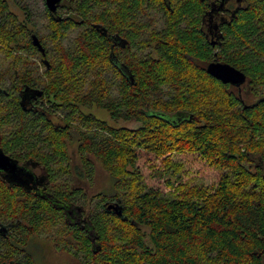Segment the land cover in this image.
<instances>
[{
    "label": "trees",
    "instance_id": "1",
    "mask_svg": "<svg viewBox=\"0 0 264 264\" xmlns=\"http://www.w3.org/2000/svg\"><path fill=\"white\" fill-rule=\"evenodd\" d=\"M13 1L23 19L0 0L1 147L45 180L28 189L0 173V264H36L30 242L44 234L81 264H264V0H63L55 14ZM215 60L248 82L211 76ZM147 136L161 147L146 148L177 141L221 159L255 189H135ZM96 162L111 187L89 197L76 181L92 184Z\"/></svg>",
    "mask_w": 264,
    "mask_h": 264
},
{
    "label": "rangeland",
    "instance_id": "2",
    "mask_svg": "<svg viewBox=\"0 0 264 264\" xmlns=\"http://www.w3.org/2000/svg\"><path fill=\"white\" fill-rule=\"evenodd\" d=\"M32 2L35 4L37 0H32ZM10 9L20 19L24 18L23 11L13 0H10ZM40 23L41 26L42 24L45 26L47 22L42 18ZM51 46L53 48V45ZM247 89V86L242 89L245 97L249 92ZM252 99L254 100L255 97H252ZM93 112L99 118L115 126L134 128L138 125L135 121L114 123L110 120L106 111L94 109ZM177 134L174 133L173 135ZM142 141L144 147L139 148L140 159L138 160L141 179L135 183V189L155 186L160 187L171 197H181L183 194L192 193V191L203 188L216 189L223 178H228L232 186L242 195H249L255 189V181L251 179L242 180L230 167L224 166L220 158L219 165V162L215 161L216 158H205L196 149L185 146L183 142L176 141L174 145L168 142L165 149L157 150L156 147H146L152 145L155 141L157 142V148H160L159 139L157 141L153 136H147ZM70 150L74 162L79 163L76 147L71 146ZM95 167V178L92 184L86 180L78 179L76 181L77 186L85 189L89 197L101 191H109L111 187V179L108 173L98 162L95 163ZM36 172L38 175L42 173L40 171ZM57 236L60 235L50 234V236H47L44 234L31 239L29 249L35 257L36 264H81L71 251L61 244V237L58 238Z\"/></svg>",
    "mask_w": 264,
    "mask_h": 264
},
{
    "label": "water",
    "instance_id": "3",
    "mask_svg": "<svg viewBox=\"0 0 264 264\" xmlns=\"http://www.w3.org/2000/svg\"><path fill=\"white\" fill-rule=\"evenodd\" d=\"M49 11L52 14L57 13L59 6L63 0H45ZM228 0H221L218 9H223ZM216 10L215 7L212 8L211 13ZM33 44L38 47L41 53L45 54L44 47L36 35H33ZM215 42H213V45ZM116 60V59H115ZM207 72L220 80L224 84H231L237 88L242 87L248 82L247 75L240 69L234 67L229 63H224L219 60L210 62L206 67ZM26 93H38L41 91L35 89H28ZM28 165L25 167L21 166L19 161L15 158L7 155L2 148H0V173H2L5 180L9 183L19 184L21 186L27 187L30 183L37 185L39 182V176L37 177L35 173L27 169ZM35 167V166H33ZM28 188V187H27ZM29 189V188H28ZM114 208L119 209L118 214H122L121 205L116 202ZM6 228L4 227L3 230Z\"/></svg>",
    "mask_w": 264,
    "mask_h": 264
},
{
    "label": "flooded vegetation",
    "instance_id": "4",
    "mask_svg": "<svg viewBox=\"0 0 264 264\" xmlns=\"http://www.w3.org/2000/svg\"><path fill=\"white\" fill-rule=\"evenodd\" d=\"M12 80V79H11ZM29 88H25V90H22L23 91V101H24V103H27V104H25V105H36V107L38 106V102L37 101H35L36 100V98L38 97V96H40L41 95V93L40 94H38V93H31V92H29V93H26L25 91H27ZM1 90H3V88H1L0 87V91ZM35 103V104H34ZM32 105V106H33ZM0 140H1V138H0ZM0 148H2L1 147V141H0ZM3 149V148H2ZM4 151V150H3ZM5 152V151H4ZM8 155V154H7ZM10 156V155H9ZM20 165L21 166H27V164H22V163H20ZM27 169L28 170H31V171H33L34 173H35V175L38 177L39 176V182L40 183H37V185H34L33 183H30L29 184V186H27L29 189H33V188H35V189H37L38 190V188H41V186L43 185V183H44V177L42 176V174L41 175H38L37 174V172L36 171H39L40 169L38 168V167H27ZM41 172V171H40ZM2 174V173H1Z\"/></svg>",
    "mask_w": 264,
    "mask_h": 264
}]
</instances>
